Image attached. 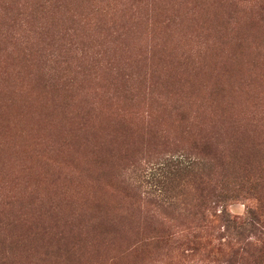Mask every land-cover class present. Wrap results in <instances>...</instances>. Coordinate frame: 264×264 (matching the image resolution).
I'll list each match as a JSON object with an SVG mask.
<instances>
[{
    "label": "rangeland",
    "instance_id": "1",
    "mask_svg": "<svg viewBox=\"0 0 264 264\" xmlns=\"http://www.w3.org/2000/svg\"><path fill=\"white\" fill-rule=\"evenodd\" d=\"M0 264H264V0H0Z\"/></svg>",
    "mask_w": 264,
    "mask_h": 264
}]
</instances>
